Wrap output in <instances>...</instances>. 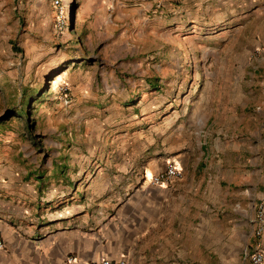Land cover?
<instances>
[{
  "label": "crops",
  "instance_id": "0c3cea01",
  "mask_svg": "<svg viewBox=\"0 0 264 264\" xmlns=\"http://www.w3.org/2000/svg\"><path fill=\"white\" fill-rule=\"evenodd\" d=\"M239 58L206 71L171 135L132 133L127 148L59 162L54 177L0 167V264H251L264 202V49ZM169 163L181 176L150 184Z\"/></svg>",
  "mask_w": 264,
  "mask_h": 264
},
{
  "label": "rangeland",
  "instance_id": "374dc122",
  "mask_svg": "<svg viewBox=\"0 0 264 264\" xmlns=\"http://www.w3.org/2000/svg\"><path fill=\"white\" fill-rule=\"evenodd\" d=\"M53 2L0 0V167L26 180L171 135L206 71L264 49V0Z\"/></svg>",
  "mask_w": 264,
  "mask_h": 264
},
{
  "label": "built area",
  "instance_id": "2783aa9c",
  "mask_svg": "<svg viewBox=\"0 0 264 264\" xmlns=\"http://www.w3.org/2000/svg\"><path fill=\"white\" fill-rule=\"evenodd\" d=\"M53 4L59 6V0H54ZM62 8L59 7V15L62 16ZM64 103L65 105H69L71 103V99L68 98L66 92L63 93ZM181 176L180 170L173 163H169L166 168L150 177L149 182L152 185H169L174 182ZM264 232V202H261L257 205L256 208V228L254 231V247L253 251L250 255V263L251 264H264V244L260 241V237ZM4 249V243L0 238V250ZM93 264H111L109 261H103L102 263H93ZM115 264H123L115 263Z\"/></svg>",
  "mask_w": 264,
  "mask_h": 264
},
{
  "label": "trees",
  "instance_id": "16d2710c",
  "mask_svg": "<svg viewBox=\"0 0 264 264\" xmlns=\"http://www.w3.org/2000/svg\"><path fill=\"white\" fill-rule=\"evenodd\" d=\"M13 46H12V50H14V51H16L17 52V48L14 46V44L13 43H11ZM26 115H27V113H26Z\"/></svg>",
  "mask_w": 264,
  "mask_h": 264
}]
</instances>
